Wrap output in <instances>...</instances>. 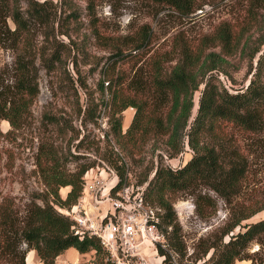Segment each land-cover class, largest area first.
Masks as SVG:
<instances>
[{"label":"rangeland","instance_id":"obj_1","mask_svg":"<svg viewBox=\"0 0 264 264\" xmlns=\"http://www.w3.org/2000/svg\"><path fill=\"white\" fill-rule=\"evenodd\" d=\"M201 1L200 7L184 14L153 0H0L2 88L9 95L14 92L13 85L21 76L19 64L28 66V73L37 84V93L17 127L0 120V202L5 199L14 209L23 212L32 195L45 189L37 163L42 153L39 150L47 147L55 152L58 164L66 172L75 171L81 164L93 163L90 167L94 169L93 174L103 178L102 187L106 188L119 181L115 162L123 164L125 176L119 188L125 184L139 187L147 203L160 207L147 195V182L140 180L145 174L150 179L157 165L179 168L193 152L185 146L181 153L170 157L163 136L147 143L135 159L124 155L110 132V92L105 89L102 93L99 82L108 67L114 77L130 76L138 70L149 72L154 59L169 69L174 59L161 61L160 55L171 49L175 39L197 40L212 33L222 22L239 26L246 18L249 0ZM261 11L264 16V10ZM15 14L19 27L13 20ZM233 62L236 65L229 69L231 79L218 75L231 92L247 84L250 76L246 61ZM198 94V91L194 93L195 108ZM88 108L95 112L93 120L84 118ZM134 111L128 107L122 112V131L126 130ZM46 114L62 119L59 124L49 123L44 117ZM223 132L228 141H238L247 149V137L255 142L248 152L250 175L239 202L259 198L264 192V132L249 136L230 124L223 125ZM69 189V186L60 187L59 194L64 197ZM201 190L216 204L212 201L205 206L202 215L196 213L192 195L180 192L174 195L176 222L181 225L187 256L190 255L181 264L201 263L203 258L197 257L203 248L221 236L223 228L236 214L235 208L230 210L214 191L205 187ZM110 195L115 196V191L111 190ZM79 202L80 198L70 209L57 208L66 215V211L75 214L83 211ZM85 207H89L88 212L92 210L89 205ZM262 218L264 209L241 224ZM239 229L237 226L235 232ZM68 249L58 258L61 264H94V251L80 254ZM247 251L255 259L254 264H264V239L262 244L251 241ZM160 256L155 250H147L144 259L162 264ZM208 256L209 252L204 259ZM171 258L174 264H180L173 252ZM25 259L27 264H42L31 250L26 251ZM234 264L252 262L244 259Z\"/></svg>","mask_w":264,"mask_h":264},{"label":"trees","instance_id":"obj_2","mask_svg":"<svg viewBox=\"0 0 264 264\" xmlns=\"http://www.w3.org/2000/svg\"><path fill=\"white\" fill-rule=\"evenodd\" d=\"M153 1L165 3L184 14L203 2ZM32 6L36 10L35 5ZM261 10H264V0H249L246 18L239 26L222 22L212 33L197 40L175 39L171 49L160 55L161 61L174 59L169 69L154 59L149 72L138 70L130 76L114 77L108 67L99 82L102 93L105 89L110 92V132L124 155L135 159L147 143L163 136L170 157L181 153L185 146L193 152L179 168L157 165L150 179L145 174L140 180L147 182V195L164 210L159 227L166 235L169 248H158V253L165 255L164 264H174L171 252L176 254L180 264L190 257L173 210L174 195L178 192L194 197L195 211L199 215L213 201L211 196L201 192L202 187L214 191L230 210L235 208L236 211L221 236L203 248L201 256L197 257L203 258L199 264H234L244 259L254 264L248 245L253 240L263 243L264 218L241 223L264 209V192L257 199L239 202L250 175L248 152L255 142L247 137V149L238 141H228L223 132L224 124L249 136L264 132V16ZM13 20L19 27L17 14L13 15ZM236 59L238 63L246 61L250 76L247 84L231 92L218 75L231 79L229 69L236 65L233 62ZM27 67L19 64L21 76L16 79L11 95L3 90L0 82V120H7L14 128L37 93V84ZM196 91L199 94L195 108ZM128 107L135 111L126 130L122 131V112ZM44 117L55 124L62 119L49 114ZM84 118L93 120L94 110L88 108ZM39 152L42 153L37 165L45 189L32 195L23 212L14 209L5 199L0 202V264H27L25 253L28 250L34 251L42 264H58L56 257L70 247L79 253L94 251V264H113L107 259L99 238L86 232L76 233L75 221L57 208L70 209L76 204L83 174L93 163L81 164L75 171L66 172L50 148ZM115 167L119 177L117 188L124 180L125 169L117 162ZM67 186L70 189L62 197L59 188ZM237 226L240 229L235 232ZM208 252L209 256L204 259Z\"/></svg>","mask_w":264,"mask_h":264},{"label":"built area","instance_id":"obj_3","mask_svg":"<svg viewBox=\"0 0 264 264\" xmlns=\"http://www.w3.org/2000/svg\"><path fill=\"white\" fill-rule=\"evenodd\" d=\"M93 171L87 169L82 177L79 205L83 211L75 214L66 211L75 221V232L97 236L113 264H153L144 259L145 251L157 253L159 247L166 250L168 246L159 227L162 207L147 203L139 187L125 184L115 188L117 183L102 187L103 178ZM111 190L115 196L110 195ZM88 205L92 207L89 212V207H85ZM164 257L160 256L162 264Z\"/></svg>","mask_w":264,"mask_h":264},{"label":"crops","instance_id":"obj_4","mask_svg":"<svg viewBox=\"0 0 264 264\" xmlns=\"http://www.w3.org/2000/svg\"><path fill=\"white\" fill-rule=\"evenodd\" d=\"M68 190H66V192H67ZM69 251H74V252H76V253H79L76 249H74V248H70V249H68ZM81 254V253H80ZM63 256V253L62 254H59L57 257H56V262L58 263V264H61L60 262H58V258L60 257V256Z\"/></svg>","mask_w":264,"mask_h":264},{"label":"bare ground","instance_id":"obj_5","mask_svg":"<svg viewBox=\"0 0 264 264\" xmlns=\"http://www.w3.org/2000/svg\"><path fill=\"white\" fill-rule=\"evenodd\" d=\"M132 117V116H131ZM32 256H33V253L31 252V258H32Z\"/></svg>","mask_w":264,"mask_h":264}]
</instances>
